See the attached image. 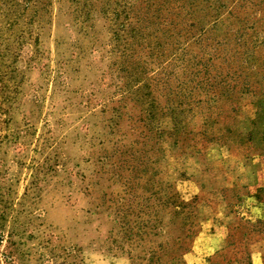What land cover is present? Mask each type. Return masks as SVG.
<instances>
[{
	"label": "rangeland",
	"instance_id": "rangeland-1",
	"mask_svg": "<svg viewBox=\"0 0 264 264\" xmlns=\"http://www.w3.org/2000/svg\"><path fill=\"white\" fill-rule=\"evenodd\" d=\"M263 172L264 0H0V264H264Z\"/></svg>",
	"mask_w": 264,
	"mask_h": 264
},
{
	"label": "crops",
	"instance_id": "crops-1",
	"mask_svg": "<svg viewBox=\"0 0 264 264\" xmlns=\"http://www.w3.org/2000/svg\"><path fill=\"white\" fill-rule=\"evenodd\" d=\"M263 178L260 176L259 182L254 184L253 186H250L252 190H250L251 194L248 196V200L252 201L253 203L250 206V211L252 213H255L257 218L264 219V197L263 199H258L255 192L256 189L262 188L264 190V172H263ZM255 190V191H254ZM222 238L218 235V233H212L207 236L205 240L206 248L211 249L212 252L219 249L220 244L222 243ZM263 250L259 247L257 249H254L252 252V263L253 264H263Z\"/></svg>",
	"mask_w": 264,
	"mask_h": 264
}]
</instances>
